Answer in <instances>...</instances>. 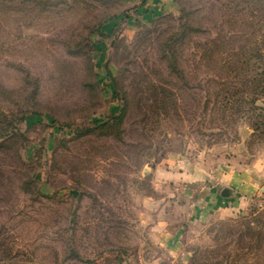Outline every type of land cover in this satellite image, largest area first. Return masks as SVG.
<instances>
[{"label":"rangeland","instance_id":"1","mask_svg":"<svg viewBox=\"0 0 264 264\" xmlns=\"http://www.w3.org/2000/svg\"><path fill=\"white\" fill-rule=\"evenodd\" d=\"M140 2L0 0V264H264V0Z\"/></svg>","mask_w":264,"mask_h":264},{"label":"trees","instance_id":"2","mask_svg":"<svg viewBox=\"0 0 264 264\" xmlns=\"http://www.w3.org/2000/svg\"><path fill=\"white\" fill-rule=\"evenodd\" d=\"M237 76L240 78L239 87L228 93V99L232 104L236 103L237 111L246 113L252 125L253 133L264 139V107L257 105L258 100L264 102V37L259 42L244 48L239 59L236 60ZM119 118V117H118ZM117 117L115 121L119 120ZM102 125H108L106 121ZM3 135L0 134V138ZM245 235L252 233L256 235V248L264 241V219L261 229L254 230L251 223H247Z\"/></svg>","mask_w":264,"mask_h":264},{"label":"crops","instance_id":"3","mask_svg":"<svg viewBox=\"0 0 264 264\" xmlns=\"http://www.w3.org/2000/svg\"><path fill=\"white\" fill-rule=\"evenodd\" d=\"M169 3H171V0H142L140 3H134L135 7L133 9L137 12L144 11V16H152L151 14H154V12L156 14L160 10L166 9Z\"/></svg>","mask_w":264,"mask_h":264},{"label":"water","instance_id":"4","mask_svg":"<svg viewBox=\"0 0 264 264\" xmlns=\"http://www.w3.org/2000/svg\"><path fill=\"white\" fill-rule=\"evenodd\" d=\"M232 193V190H230V189H223V191L221 192V195L222 196H228V195H230Z\"/></svg>","mask_w":264,"mask_h":264}]
</instances>
